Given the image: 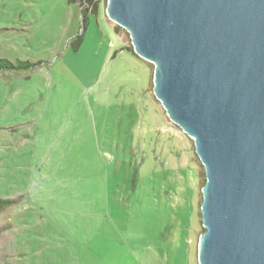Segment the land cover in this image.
<instances>
[{"label":"rangeland","instance_id":"rangeland-1","mask_svg":"<svg viewBox=\"0 0 264 264\" xmlns=\"http://www.w3.org/2000/svg\"><path fill=\"white\" fill-rule=\"evenodd\" d=\"M106 8L75 51L77 4L0 0V58L45 61L0 73V264H199L204 168Z\"/></svg>","mask_w":264,"mask_h":264},{"label":"water","instance_id":"water-1","mask_svg":"<svg viewBox=\"0 0 264 264\" xmlns=\"http://www.w3.org/2000/svg\"><path fill=\"white\" fill-rule=\"evenodd\" d=\"M204 168L199 264H264V0H107Z\"/></svg>","mask_w":264,"mask_h":264},{"label":"trees","instance_id":"trees-1","mask_svg":"<svg viewBox=\"0 0 264 264\" xmlns=\"http://www.w3.org/2000/svg\"><path fill=\"white\" fill-rule=\"evenodd\" d=\"M69 4H77L80 7V13L82 17V29L81 32L71 38L70 45L73 50H77L82 41L85 28L88 22L89 14H95L97 12L98 0H67ZM128 48V47H127ZM126 48V49H127ZM130 49V47H129ZM43 60H8L6 58H0V73H19L21 71H29L38 68L44 64ZM17 203V200L10 198H0V214L2 211L13 207Z\"/></svg>","mask_w":264,"mask_h":264}]
</instances>
